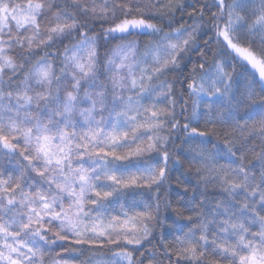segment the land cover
Here are the masks:
<instances>
[{"label":"snow or ice","instance_id":"6c2138e0","mask_svg":"<svg viewBox=\"0 0 264 264\" xmlns=\"http://www.w3.org/2000/svg\"><path fill=\"white\" fill-rule=\"evenodd\" d=\"M0 264H264V0H0Z\"/></svg>","mask_w":264,"mask_h":264},{"label":"trees","instance_id":"16d2710c","mask_svg":"<svg viewBox=\"0 0 264 264\" xmlns=\"http://www.w3.org/2000/svg\"><path fill=\"white\" fill-rule=\"evenodd\" d=\"M205 11L207 12V10H205ZM206 18H207V16H206ZM176 19L177 20L183 19L186 22L185 23V27H187L188 24L191 22V18L186 16V15L181 16V15L178 14ZM97 23H100V22H97ZM176 26L179 27V24H176ZM165 31H168V29L165 28ZM139 39H141L142 41H147L149 38L148 37H140ZM216 47H217L216 45H213V49L214 50L216 49ZM169 78L172 79L173 77H169ZM174 175H179V173H174ZM172 188H173V194H174L175 191L179 190L177 188V185L175 184V181H173V183H172ZM210 191H211V189H210ZM100 254L102 256H104L105 258H110L111 257V252L109 251L108 248L101 249L100 250Z\"/></svg>","mask_w":264,"mask_h":264}]
</instances>
